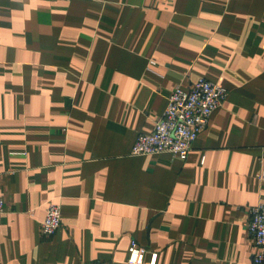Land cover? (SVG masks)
Here are the masks:
<instances>
[{
    "label": "crops",
    "instance_id": "crops-1",
    "mask_svg": "<svg viewBox=\"0 0 264 264\" xmlns=\"http://www.w3.org/2000/svg\"><path fill=\"white\" fill-rule=\"evenodd\" d=\"M200 77L229 95L188 158L132 154ZM262 175L264 0H0V264H254Z\"/></svg>",
    "mask_w": 264,
    "mask_h": 264
},
{
    "label": "built area",
    "instance_id": "built-area-1",
    "mask_svg": "<svg viewBox=\"0 0 264 264\" xmlns=\"http://www.w3.org/2000/svg\"><path fill=\"white\" fill-rule=\"evenodd\" d=\"M55 1V0H53ZM229 95L222 84L200 77L189 88L178 85L170 94L162 117L156 121L151 132H142L132 148L134 155L158 154L169 152L173 157L186 160L194 141L205 129L216 109ZM264 177V175H262ZM4 200L0 196V213L4 210ZM248 230L255 240L258 251L253 256L254 264H264V202L249 208ZM62 226V207L50 201L46 217L41 222V232L51 236ZM147 248L133 240L129 247L127 262L142 264ZM156 254L151 263L155 264Z\"/></svg>",
    "mask_w": 264,
    "mask_h": 264
}]
</instances>
